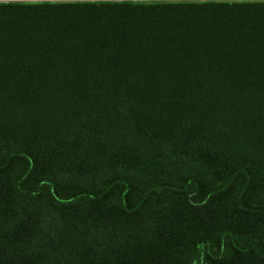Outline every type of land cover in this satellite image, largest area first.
<instances>
[{
	"label": "trees",
	"instance_id": "16d2710c",
	"mask_svg": "<svg viewBox=\"0 0 264 264\" xmlns=\"http://www.w3.org/2000/svg\"><path fill=\"white\" fill-rule=\"evenodd\" d=\"M0 264H264V0L0 1Z\"/></svg>",
	"mask_w": 264,
	"mask_h": 264
},
{
	"label": "rangeland",
	"instance_id": "374dc122",
	"mask_svg": "<svg viewBox=\"0 0 264 264\" xmlns=\"http://www.w3.org/2000/svg\"><path fill=\"white\" fill-rule=\"evenodd\" d=\"M0 1H21V0H0ZM22 1H34V0H22ZM131 1H183V0H131Z\"/></svg>",
	"mask_w": 264,
	"mask_h": 264
}]
</instances>
